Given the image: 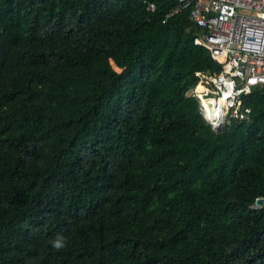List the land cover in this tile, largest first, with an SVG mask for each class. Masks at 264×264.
<instances>
[{"label": "trees", "instance_id": "obj_1", "mask_svg": "<svg viewBox=\"0 0 264 264\" xmlns=\"http://www.w3.org/2000/svg\"><path fill=\"white\" fill-rule=\"evenodd\" d=\"M177 8L0 0V264H264V85L215 133Z\"/></svg>", "mask_w": 264, "mask_h": 264}, {"label": "built area", "instance_id": "obj_2", "mask_svg": "<svg viewBox=\"0 0 264 264\" xmlns=\"http://www.w3.org/2000/svg\"><path fill=\"white\" fill-rule=\"evenodd\" d=\"M178 10L188 11L199 27L194 43L221 65L219 71H196L197 81L186 91L211 129L221 133L249 118L242 94L264 85V0H178Z\"/></svg>", "mask_w": 264, "mask_h": 264}, {"label": "clouds", "instance_id": "obj_3", "mask_svg": "<svg viewBox=\"0 0 264 264\" xmlns=\"http://www.w3.org/2000/svg\"><path fill=\"white\" fill-rule=\"evenodd\" d=\"M52 246L54 247V248H56V249H60V248H62L63 246H64V242H63V240H62V238H57L56 240H54L53 242H52Z\"/></svg>", "mask_w": 264, "mask_h": 264}, {"label": "water", "instance_id": "obj_4", "mask_svg": "<svg viewBox=\"0 0 264 264\" xmlns=\"http://www.w3.org/2000/svg\"><path fill=\"white\" fill-rule=\"evenodd\" d=\"M111 63L113 64V62H111ZM262 202H263V198H262V197H259V198H257V199L255 200V203H256L257 205H261Z\"/></svg>", "mask_w": 264, "mask_h": 264}, {"label": "rangeland", "instance_id": "obj_5", "mask_svg": "<svg viewBox=\"0 0 264 264\" xmlns=\"http://www.w3.org/2000/svg\"><path fill=\"white\" fill-rule=\"evenodd\" d=\"M113 68L116 70V71H119L120 69L115 67L114 64H113Z\"/></svg>", "mask_w": 264, "mask_h": 264}]
</instances>
